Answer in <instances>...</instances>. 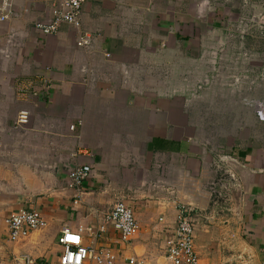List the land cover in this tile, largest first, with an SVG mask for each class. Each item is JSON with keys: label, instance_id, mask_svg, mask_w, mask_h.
I'll use <instances>...</instances> for the list:
<instances>
[{"label": "crops", "instance_id": "0c3cea01", "mask_svg": "<svg viewBox=\"0 0 264 264\" xmlns=\"http://www.w3.org/2000/svg\"><path fill=\"white\" fill-rule=\"evenodd\" d=\"M9 3L0 264H60L65 228L87 246L172 264L181 207L201 264H264V121L252 106L264 103V0H87L86 49L67 23L53 35L37 28L62 0ZM84 165L93 173L80 192L69 175ZM122 201L140 224L125 243L106 220ZM23 209L48 226L12 242L6 221Z\"/></svg>", "mask_w": 264, "mask_h": 264}, {"label": "built area", "instance_id": "2783aa9c", "mask_svg": "<svg viewBox=\"0 0 264 264\" xmlns=\"http://www.w3.org/2000/svg\"><path fill=\"white\" fill-rule=\"evenodd\" d=\"M87 0H62L64 11H55V18L50 23H38L37 28L46 35H53L58 32L61 23H67L75 28L78 33L77 46L86 49L92 44L93 36L84 33L81 30V14L83 5ZM11 4L5 0L3 7L0 9L2 22L9 18ZM8 12V14H7ZM258 24L264 26V17L257 18ZM110 58V55H108ZM259 119L264 121V103L256 101L252 105ZM29 113L22 112L19 117L21 124L29 123ZM74 129V128H73ZM93 173L90 165H84L74 169L69 175L71 187L80 192L84 191V183L91 178ZM108 223L113 224L115 230L121 235L122 242H129L139 234L140 224L137 220L135 211L124 201L119 202L111 212L106 216ZM7 225L10 231L12 242H19L26 239L32 233L44 230L48 222L43 215L32 209H23L8 217ZM177 229L173 237L167 241L169 257L172 264H201L195 248L194 222L191 210L181 207L177 219ZM101 228V233H104ZM92 232V230H89ZM96 238L100 237L97 233L93 234ZM59 245L63 250L60 257V264H85L87 261H94L97 264H152L145 257L123 258L115 250L108 248L96 249L85 244L83 231L64 229V236L59 240ZM26 263L30 264L31 258H24Z\"/></svg>", "mask_w": 264, "mask_h": 264}, {"label": "rangeland", "instance_id": "374dc122", "mask_svg": "<svg viewBox=\"0 0 264 264\" xmlns=\"http://www.w3.org/2000/svg\"><path fill=\"white\" fill-rule=\"evenodd\" d=\"M23 112H27V113H29L28 111H23ZM22 113V112H21ZM19 117H20V115H19ZM29 117H30V115H29ZM59 245V244H58Z\"/></svg>", "mask_w": 264, "mask_h": 264}]
</instances>
